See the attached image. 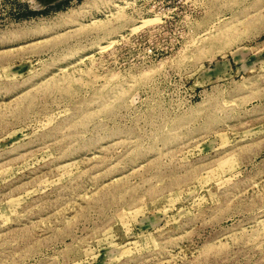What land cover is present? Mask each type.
<instances>
[{"label":"rangeland","instance_id":"rangeland-1","mask_svg":"<svg viewBox=\"0 0 264 264\" xmlns=\"http://www.w3.org/2000/svg\"><path fill=\"white\" fill-rule=\"evenodd\" d=\"M0 0V264H264V0Z\"/></svg>","mask_w":264,"mask_h":264},{"label":"water","instance_id":"water-1","mask_svg":"<svg viewBox=\"0 0 264 264\" xmlns=\"http://www.w3.org/2000/svg\"><path fill=\"white\" fill-rule=\"evenodd\" d=\"M56 1H58V0H40L39 5H37V6H45V5H48V4H51V3H54V2H56Z\"/></svg>","mask_w":264,"mask_h":264},{"label":"bare ground","instance_id":"bare-ground-1","mask_svg":"<svg viewBox=\"0 0 264 264\" xmlns=\"http://www.w3.org/2000/svg\"><path fill=\"white\" fill-rule=\"evenodd\" d=\"M38 3H40V0H37Z\"/></svg>","mask_w":264,"mask_h":264}]
</instances>
